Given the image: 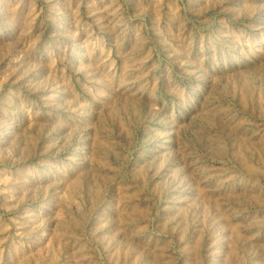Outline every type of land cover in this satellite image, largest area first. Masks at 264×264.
Segmentation results:
<instances>
[{
  "label": "rangeland",
  "instance_id": "374dc122",
  "mask_svg": "<svg viewBox=\"0 0 264 264\" xmlns=\"http://www.w3.org/2000/svg\"><path fill=\"white\" fill-rule=\"evenodd\" d=\"M0 264H264V0H0Z\"/></svg>",
  "mask_w": 264,
  "mask_h": 264
}]
</instances>
